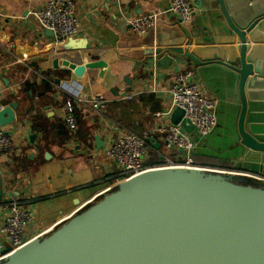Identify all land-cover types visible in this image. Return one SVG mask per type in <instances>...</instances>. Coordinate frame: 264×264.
Instances as JSON below:
<instances>
[{"label":"crops","instance_id":"obj_1","mask_svg":"<svg viewBox=\"0 0 264 264\" xmlns=\"http://www.w3.org/2000/svg\"><path fill=\"white\" fill-rule=\"evenodd\" d=\"M46 1L0 0V82L3 78L10 81V87L0 93V108L19 104L16 122L5 129L12 132L16 147L11 156L0 157L4 197L0 210L12 201L26 202L36 218L32 230L35 234L70 217L79 206L113 186L119 174L104 147L97 146L96 137L102 143L106 141V125L92 109L76 106L78 130L74 135L58 128L64 123L63 107L69 100L60 87L63 82L82 84L88 100L103 95L108 100L107 119L141 136L152 128L153 114L169 106L166 95L151 92L153 81L165 93L170 76L177 73L175 68L188 70L185 61H176L170 70H158L152 76L149 65L144 64L150 53L188 48L204 59L225 55L228 60L231 55H239L238 38L232 40L217 2L198 11L195 24L204 33L197 38L191 36L188 45L191 28L184 30L175 17H164L157 30L141 36L131 30V18L163 12L169 0H74L78 35L64 41L47 35V29L35 17ZM233 2L241 4L243 0ZM245 11L254 14V6H246ZM257 35L258 39L249 36L248 45L264 53V26ZM65 61L80 66L103 61L106 67L86 69L78 77L64 66ZM194 68L196 80L207 95L219 102V126L198 149V166L237 171L233 164L240 154L235 128V78L221 68ZM57 79L61 84L56 83ZM26 83L30 88L22 92ZM247 92L245 127L255 128L264 137V85ZM132 94H136L132 100H123ZM164 154L173 156L166 150Z\"/></svg>","mask_w":264,"mask_h":264},{"label":"water","instance_id":"obj_2","mask_svg":"<svg viewBox=\"0 0 264 264\" xmlns=\"http://www.w3.org/2000/svg\"><path fill=\"white\" fill-rule=\"evenodd\" d=\"M188 1L197 10L188 27L180 25L186 31L191 28L188 45L191 36L197 38L204 33L195 24L198 11L217 2L232 40L238 38L239 55H231L228 60L225 55L204 59L188 48L158 49L144 64L149 65L152 76L155 71L170 70L176 61H185L187 69L194 72V67H216L234 76L240 154L233 164L239 170L152 168L115 183L13 253L0 237V264H264V183L250 175L264 176V137L255 128L245 127L247 91L264 85L260 82L264 81V53L248 45L249 36L258 39L257 31L263 29L264 0H243L241 4L234 0ZM251 4L254 14L245 11ZM45 31L54 36L52 31ZM64 66L81 77L86 69L105 68L106 64L98 61L80 66L65 61ZM175 70L180 72L179 67ZM9 87L10 81L3 78L0 93ZM18 107L13 102L0 108V128L7 129L16 122ZM218 108L217 100L216 127L208 135H200L183 120V111H175L173 123L181 124L195 144L192 158L217 130ZM99 138L96 143L102 149L104 143ZM149 143L157 150L162 148L154 138ZM1 185L0 178L2 202Z\"/></svg>","mask_w":264,"mask_h":264},{"label":"built area","instance_id":"obj_3","mask_svg":"<svg viewBox=\"0 0 264 264\" xmlns=\"http://www.w3.org/2000/svg\"><path fill=\"white\" fill-rule=\"evenodd\" d=\"M194 11L188 0H169V6L165 11L131 18L129 24L131 30L140 36L157 30L164 17H175L180 25L188 27ZM1 17L3 15L0 12ZM35 17L41 26L52 31L59 41L78 35L79 23L74 0H47ZM195 75L193 69L174 73L170 76V84L165 93L161 92L153 81L151 92L166 95L169 106L165 111L153 114L152 128L143 132L141 136L120 123L109 121L108 100L101 94L90 100L86 99L83 94L84 87L78 82L60 83L61 89L69 96L63 107V121L72 135L77 133L76 106L92 109L102 120L106 125L103 132L106 141L102 150L118 166L116 183L136 177L152 168H201L195 163V157H191L195 144L190 135L181 124L176 125L171 121L174 112L181 110L184 112L183 120L188 121L200 135H208L215 129L217 100L207 95ZM135 95L126 96L123 100H132ZM150 138H154L155 142L160 143L167 153H172L173 156L164 154L161 156L162 164L149 166L152 147L149 143ZM15 147L12 134L7 135L5 129L0 128V157L11 156ZM250 175L264 183V176ZM27 205L26 202L12 201L0 210V237L11 253L50 230L32 233L36 218Z\"/></svg>","mask_w":264,"mask_h":264},{"label":"trees","instance_id":"obj_4","mask_svg":"<svg viewBox=\"0 0 264 264\" xmlns=\"http://www.w3.org/2000/svg\"><path fill=\"white\" fill-rule=\"evenodd\" d=\"M26 88H30L29 85L26 83L23 87H22V92H25L26 91ZM48 89H50L49 87H47ZM59 129H62V130H66L65 132L68 133V129H67V126L65 123H60L59 126H58ZM34 129L38 130L39 129V133H43V130L40 129V127H34ZM165 153V148L162 146L161 149L157 150L153 147H151L150 149V159L148 161V165L149 166H155V165H160L163 163V160L161 158V156ZM195 160V163L198 165V160L197 158H194Z\"/></svg>","mask_w":264,"mask_h":264}]
</instances>
